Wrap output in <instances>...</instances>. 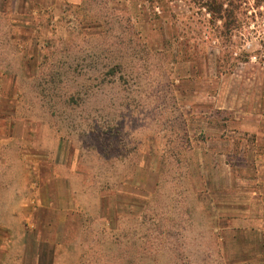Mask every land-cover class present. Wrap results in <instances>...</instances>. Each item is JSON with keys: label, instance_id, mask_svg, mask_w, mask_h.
<instances>
[{"label": "rangeland", "instance_id": "374dc122", "mask_svg": "<svg viewBox=\"0 0 264 264\" xmlns=\"http://www.w3.org/2000/svg\"><path fill=\"white\" fill-rule=\"evenodd\" d=\"M197 12L0 0V264H227L221 214L262 227L264 19Z\"/></svg>", "mask_w": 264, "mask_h": 264}, {"label": "crops", "instance_id": "0c3cea01", "mask_svg": "<svg viewBox=\"0 0 264 264\" xmlns=\"http://www.w3.org/2000/svg\"><path fill=\"white\" fill-rule=\"evenodd\" d=\"M218 110H223L225 107L217 106L216 107ZM218 126H214L215 129ZM220 127V126H219ZM226 131V130H225ZM225 134V133H224ZM228 135H225V140H227ZM218 153H224L225 155L227 154L226 152L223 151H217ZM225 162H223L224 164ZM228 166V163H225ZM222 188H224V185H222ZM225 188L222 190L223 192L226 190ZM68 191V188H67ZM250 194V193H249ZM252 194L257 195V192L254 191ZM261 194V193H259ZM259 198V197H258ZM254 200H257V197H253ZM260 201H263L264 198H259ZM242 201L238 199L237 201H232V202H227L224 201L223 203L225 206L229 203V205H232L231 208H233V205L237 206V208L242 206ZM222 202H218V204L221 207ZM234 206V207H235ZM220 207V208H221ZM236 218V215H233L232 211H229V213L226 214H221V217H219V222L221 224L215 226L214 228L216 230H219L221 234V240L218 243V249L221 252V254L224 256L226 259V263L230 264L231 260L228 258L232 253V255L236 254H241L245 255L242 259L237 261V264H264V217L262 218V227H233L231 226L230 222ZM218 228V229H217ZM214 229V230H215ZM235 243H239L241 245L240 248H237L235 246ZM235 250V251H234ZM242 251V252H240ZM229 254V255H227ZM227 255V256H226ZM260 258V259H259Z\"/></svg>", "mask_w": 264, "mask_h": 264}, {"label": "trees", "instance_id": "16d2710c", "mask_svg": "<svg viewBox=\"0 0 264 264\" xmlns=\"http://www.w3.org/2000/svg\"><path fill=\"white\" fill-rule=\"evenodd\" d=\"M192 1L198 10L195 14L201 15V17L209 15V18L206 19L209 26L206 28L205 32L217 39L224 35L227 36L229 33L232 35L234 31L241 29L242 26L249 25L251 22L264 19V12L259 10L264 5V0H253V3H251V0ZM250 10L253 12L249 13ZM216 33H218L219 36H216ZM223 47L229 50L226 43ZM218 112H220V110ZM236 257L243 258L245 255H243V253H235L232 256H228L229 259Z\"/></svg>", "mask_w": 264, "mask_h": 264}]
</instances>
